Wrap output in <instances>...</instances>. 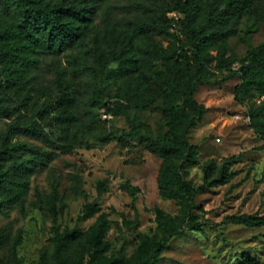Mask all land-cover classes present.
<instances>
[{"label": "trees", "instance_id": "obj_1", "mask_svg": "<svg viewBox=\"0 0 264 264\" xmlns=\"http://www.w3.org/2000/svg\"><path fill=\"white\" fill-rule=\"evenodd\" d=\"M260 28L264 0H0V214L25 210L33 176L52 173L59 154L112 143L160 159L159 195L178 207L172 215L155 206L156 232L139 233L128 256L125 247L113 250L110 214L97 202L78 218L95 219L88 228H61L69 204L56 182L37 193L55 226L31 264H159L174 239L205 232L196 199L228 184L238 157L204 165L203 186L188 178L187 166L200 164L190 134L208 113L196 93L238 75L235 100L248 106L250 125L264 140V42L254 46L251 37ZM233 39L247 46L245 57ZM150 110L160 116L155 129L145 119ZM115 118L127 128L115 129ZM72 178L73 194L84 196L82 177ZM126 187L135 202L140 189ZM226 220L264 228V215ZM125 224L139 227L140 218ZM22 243L23 231L9 237L2 230L0 249L8 253L0 264H27ZM240 264L264 263L244 254Z\"/></svg>", "mask_w": 264, "mask_h": 264}, {"label": "rangeland", "instance_id": "obj_2", "mask_svg": "<svg viewBox=\"0 0 264 264\" xmlns=\"http://www.w3.org/2000/svg\"><path fill=\"white\" fill-rule=\"evenodd\" d=\"M254 46L264 42V28L252 35ZM240 57L247 54V46L233 39ZM241 82L238 75L221 79L213 85H201L196 99L208 113L190 134V143L198 146L197 166H187L188 178L197 186L204 185L202 167L207 163L221 165L225 159L238 157L232 166L234 177L226 185L205 189L197 197L196 218L205 226L204 233L186 232L174 239L162 254L159 264H240L244 254L264 263V228H247L226 220L238 214L264 215V140L247 120L248 106L235 100ZM146 121L155 129L160 116L150 110ZM115 129L124 130V118H115ZM162 161L150 153L132 152L118 143L93 150L79 149L72 154H59L48 170L33 176L25 210L15 208L7 215L0 214V233L7 230L9 237L23 231L19 256L25 263L38 260L40 251L50 245L54 232L53 218L38 207L37 193L46 194L52 185L59 183L61 194L66 196L69 209L59 218L61 228H88L95 219L78 222L86 204L97 202L110 214L111 230L108 240L114 251L126 248L130 256L139 233L154 234L157 229L153 209L159 206L175 215L174 201L163 200L159 195L157 177ZM73 176L83 179L85 195L73 194ZM126 184L139 188L134 202ZM140 218L139 227H127L125 221ZM8 253L7 247L0 255Z\"/></svg>", "mask_w": 264, "mask_h": 264}, {"label": "built area", "instance_id": "obj_3", "mask_svg": "<svg viewBox=\"0 0 264 264\" xmlns=\"http://www.w3.org/2000/svg\"><path fill=\"white\" fill-rule=\"evenodd\" d=\"M170 16L172 17V18H175V19H180L182 16L181 15H179V14H177V13H172V14H170ZM105 118H109V119H111L112 117L111 116H105ZM247 120L248 121H250L251 119H250V117L249 116H247Z\"/></svg>", "mask_w": 264, "mask_h": 264}]
</instances>
